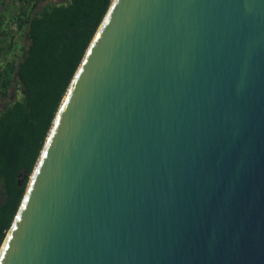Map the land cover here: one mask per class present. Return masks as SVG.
Returning a JSON list of instances; mask_svg holds the SVG:
<instances>
[{
  "label": "water",
  "instance_id": "95a60500",
  "mask_svg": "<svg viewBox=\"0 0 264 264\" xmlns=\"http://www.w3.org/2000/svg\"><path fill=\"white\" fill-rule=\"evenodd\" d=\"M0 264H264V0H113Z\"/></svg>",
  "mask_w": 264,
  "mask_h": 264
},
{
  "label": "trees",
  "instance_id": "16d2710c",
  "mask_svg": "<svg viewBox=\"0 0 264 264\" xmlns=\"http://www.w3.org/2000/svg\"><path fill=\"white\" fill-rule=\"evenodd\" d=\"M44 1L0 0V102L7 100L0 107V245L113 0ZM15 87L21 98L12 97Z\"/></svg>",
  "mask_w": 264,
  "mask_h": 264
},
{
  "label": "rangeland",
  "instance_id": "374dc122",
  "mask_svg": "<svg viewBox=\"0 0 264 264\" xmlns=\"http://www.w3.org/2000/svg\"><path fill=\"white\" fill-rule=\"evenodd\" d=\"M10 1V0H9ZM57 2H61L63 0H56ZM47 1H44L43 3H46ZM17 87V86H16ZM16 87L14 89L11 90L12 93V97L16 96L17 98H21L23 96V93L20 89H16ZM7 103V100H4L0 102V107H2L4 104ZM1 248V245H0Z\"/></svg>",
  "mask_w": 264,
  "mask_h": 264
},
{
  "label": "crops",
  "instance_id": "0c3cea01",
  "mask_svg": "<svg viewBox=\"0 0 264 264\" xmlns=\"http://www.w3.org/2000/svg\"><path fill=\"white\" fill-rule=\"evenodd\" d=\"M46 1H49V2H57L56 0H46Z\"/></svg>",
  "mask_w": 264,
  "mask_h": 264
}]
</instances>
